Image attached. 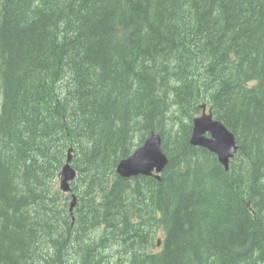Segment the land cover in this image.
<instances>
[{"label": "trees", "instance_id": "obj_1", "mask_svg": "<svg viewBox=\"0 0 264 264\" xmlns=\"http://www.w3.org/2000/svg\"><path fill=\"white\" fill-rule=\"evenodd\" d=\"M152 130L161 178L121 177ZM0 264H264V0H0Z\"/></svg>", "mask_w": 264, "mask_h": 264}, {"label": "water", "instance_id": "obj_2", "mask_svg": "<svg viewBox=\"0 0 264 264\" xmlns=\"http://www.w3.org/2000/svg\"><path fill=\"white\" fill-rule=\"evenodd\" d=\"M202 107V114L193 121L190 142L216 153L219 161L228 169L229 160L237 150L235 136L223 122L213 118L210 110L206 112L205 105ZM167 161L166 153L161 145L160 135L151 132L144 144L133 155L119 163L117 171L126 177L138 174L151 175L156 172L158 177ZM74 177V171L69 164H66L61 173V186L64 190L69 189L68 181Z\"/></svg>", "mask_w": 264, "mask_h": 264}]
</instances>
